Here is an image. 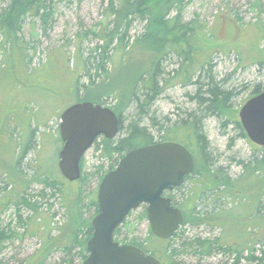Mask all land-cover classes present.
<instances>
[{
	"label": "trees",
	"instance_id": "1",
	"mask_svg": "<svg viewBox=\"0 0 264 264\" xmlns=\"http://www.w3.org/2000/svg\"><path fill=\"white\" fill-rule=\"evenodd\" d=\"M1 1L5 2L6 6L0 10V52L4 57L3 65L0 67V80L2 82L6 79H13V77L18 80V76H21L18 71L19 65L25 68L27 74L22 75H27L28 79V76H34L30 69L32 59L27 54L29 44L21 42L19 34L29 19L33 25L38 21L45 31L51 28L57 10V0ZM190 2L191 0H109L106 8L107 25L99 33L93 32L95 37L102 41V45L95 47L90 57L85 60L82 57L81 46H78L77 59L83 61L80 66L81 71L89 78V83L86 84L81 82V74L77 75L79 78L74 83L73 91H71L72 89L68 90L69 97L76 94L78 102L89 100L94 103L92 98L96 94H93V90L97 87L95 77L102 78L103 75L107 77L106 64L111 60L109 53L113 51L112 47L115 42H119L117 47L119 50L122 49L126 52L128 45L129 49L150 48L153 50L154 56L149 69L143 72L134 91L128 97L126 105L124 107L121 105L109 106L119 116V133L112 140L100 137L95 143L96 145L101 138L106 143L103 156L109 161V166L106 168L104 164L100 165L94 173L89 174L85 171L84 159L82 161V177L78 181L80 187L76 192L74 214L71 215L72 228L70 231L68 228H64L66 225L57 228L60 234L66 232V241L63 243L60 241L57 246H52L56 242V239L49 237L53 230V222L44 216L43 225L38 224L39 229L35 232L42 236L45 235L47 240L49 238L42 252L44 253L49 246L54 247L51 252L61 251L63 258L60 264H82L87 258V242L93 234L92 220L98 214V187L105 175L114 170L128 152L161 142H176L184 145L193 153L196 160L193 174L186 178L181 187L166 194L172 199L173 205L183 212L184 225L169 240L156 237L151 230H149L147 238L129 240L128 237H125L121 239L123 229L130 225L128 218L134 212L141 210L138 219L148 220L147 207L143 205L130 213L125 223L115 233L116 240L121 244L140 248L146 254L157 258L162 264H191L184 259L194 257L203 260L218 254L226 257L228 261L231 260L232 264H243V262L245 264H264V251L260 256H256L254 247L258 244L257 241L249 244L247 249H239L225 241L226 232L223 230L222 237L197 235L191 238L186 236L184 230L185 227L197 229L206 226L208 228L220 227L221 229L228 227L230 231L227 232H232L235 228V226L229 225L225 228L226 225L219 222L221 217H237L239 198L233 192L235 182L229 173L230 167L219 164L221 156L216 154L214 145L208 138L207 122L210 120L219 122L223 134H227L230 126L233 127L235 136L230 137L227 134L229 149L234 146L237 139L250 141L241 121L233 120L226 114L233 109L236 99L249 87L245 86L239 89L234 85L232 80H234L236 71L223 77L218 74L217 65L214 63L215 55L226 53L225 46L214 47L219 38V29L210 28L206 22H200L198 18L185 21L184 12ZM137 20L146 23V25L144 32L131 43L130 30ZM231 22L240 29L247 27L240 19ZM255 29H257V40L253 43H255L254 47L259 55L257 58L251 57L256 59L255 64H258L260 69H264V48L261 47V42L264 41V25L256 26ZM156 33L162 35L161 50L152 48ZM243 53L240 51L235 53L240 62L244 61ZM18 57L20 60L17 59ZM166 60H170L167 65L164 64ZM92 66L96 70L94 75L91 74ZM169 66L174 67L170 69ZM19 80L22 82V79L19 78ZM253 85L250 98L264 91V83ZM175 86L187 89L185 106H182L181 109L176 107L175 116L177 119L170 116L162 118L158 115L157 103L161 101L165 92ZM98 101L97 104L107 106V98H100ZM186 105L188 106L186 107ZM35 133L36 131L30 132L31 136L24 153L16 156L15 167L20 177L26 175L29 178H34L29 179L30 182L39 183L42 186L41 191L29 197H18V195L13 197V191L0 194L2 202H6L7 205L1 214L11 208L16 209V227H23L27 224V220L22 216L23 210L32 211L33 216L37 220H41L42 206L39 200L42 199L48 203L50 199H54L58 193H62L65 181H67L62 175L57 176L55 172L52 175L48 174L49 171L39 172L33 166V162L26 161L25 158L30 151H35L37 144L41 147L40 143L43 141L41 139L38 143L34 136ZM58 142L62 147L61 138ZM254 147L255 153L248 159V163H245L244 160L237 161L235 158H231V161L228 162L230 165L242 166L244 172L247 171V173L250 170H256L259 174L258 178L262 179L264 177V148L256 144ZM24 161L29 167V170L24 168L27 173L21 168ZM55 169L53 170L55 171ZM2 178H4L2 181L5 184V187L2 188L4 191L7 189L6 186L13 183L8 176L4 175ZM93 178L98 179V187L88 194L86 188ZM259 188L257 195L251 196L250 202H247L249 206L245 205L249 219L254 215H264V181ZM255 197L256 207L252 204ZM92 211L93 214L89 217ZM1 220L0 216V247L16 235L14 229L16 227H13L15 225L9 223L5 229L1 225ZM214 220L219 221L214 222ZM68 225L70 226V224ZM45 229L48 231L42 233ZM253 230L255 229L248 227L238 236L250 235L252 239L255 235ZM247 239L249 240V238ZM246 250L249 252L244 257ZM77 259H80L79 263H75Z\"/></svg>",
	"mask_w": 264,
	"mask_h": 264
},
{
	"label": "rangeland",
	"instance_id": "2",
	"mask_svg": "<svg viewBox=\"0 0 264 264\" xmlns=\"http://www.w3.org/2000/svg\"><path fill=\"white\" fill-rule=\"evenodd\" d=\"M108 4L109 0H57L54 24L51 28L45 31L38 21L33 25L30 19L24 25L19 36L21 42L29 44L27 54L32 59L30 69L34 76H28L27 79V75H22L27 74L25 68L19 65L18 71L21 76L18 77L22 79V82L16 77L2 82L0 80V190L5 187L2 181L4 175L8 176L13 183L6 186L7 189L2 190L0 194L13 191V197L15 195L29 197L41 191L42 186L39 183L30 182L29 179L34 178H29L26 175L20 177L15 167L16 156L24 153L31 136L30 132L33 131H36L34 136L38 143L41 139L43 141L40 143L41 147L37 144L35 151H30L25 158L26 161L33 162V166L39 172L49 171L50 175L55 172L59 177L62 175L58 166L59 153L62 149L58 144L61 115L68 107L79 101L76 94L69 97L68 90L72 89L71 91H73L79 74H81L82 83H89V78L80 68L83 61L77 59L78 46H81L82 57L85 60L90 57L95 47L102 45V41L95 37L93 32L99 33L107 25L106 8ZM4 6L6 3L0 0V10ZM193 18H198L200 22H206L210 28L219 29V38L214 47L223 45L226 53L215 55L214 63L217 65L218 74L223 77L236 71L234 80H232L234 85L239 89L245 86L249 87L236 99L233 109L226 113L231 119L240 120V110L249 100L253 84L264 83V69H260L259 65L255 64V58L259 53L253 43L257 40L256 26L264 25V0H191L184 12V19L189 21ZM239 19L244 25H247L246 28L240 29L231 22ZM145 25L146 23L138 20L133 23L130 30L131 43L144 32ZM161 37V34H155L152 48L162 49ZM118 44V41L115 42L112 47L113 51L109 53L111 60L106 64L107 77L105 75L102 78L95 77L97 87L93 90V94L95 93L96 96L92 98L95 104L99 102L100 98H107V106L121 105L124 107L139 78L151 65L154 53L150 48L129 49L128 45L125 52V50L117 49ZM261 47L264 48V41L261 42ZM236 51L244 52V61L238 60ZM251 56H255V58ZM17 59L20 60L19 57ZM3 60V53L0 52V67L3 65ZM169 62L170 60H166L164 64L167 65ZM173 67L169 66L170 69ZM73 69L74 72H72ZM91 69V74L94 75L96 70L93 66ZM186 91L187 89L175 86L165 92L161 101L157 103L158 115L162 118L170 116L177 119L175 116L176 107L181 109L182 106H185ZM206 130L216 154L221 156L219 164L230 167L229 173L235 182L233 192L239 198L237 217H221L220 221L214 220V222H223L226 225L225 228L228 225L235 226V228L233 227L232 232H227L228 227L226 229L206 226L197 229L185 227L186 236L189 238L197 235L222 237L223 230L226 232L225 241L239 249H247L249 244L257 241L258 244L254 249L256 256H260L264 251V215H254L249 219L247 218L248 211L245 208L249 206L247 202H250L251 196L254 197L259 192V186L264 181V177L259 179L256 170H250L247 173V171L244 172L242 166L230 165L228 162L231 161V158H235L237 161L244 160L245 163H248V159L255 153V144L245 139H237L234 146L229 149V136H235L233 127L230 126V132H226L229 136L223 134L222 126L216 120L207 122ZM105 145L106 143L101 138L85 155V171L87 173H94L97 167L103 164L106 168L109 166V161L103 156ZM21 168L29 170L27 162L24 161ZM87 186L86 193L89 194L97 189L98 179L93 178ZM79 187L78 181H65L62 193H58L54 199H50L48 203L45 200H39L42 206L41 220H37L32 211L23 210L22 216L27 220V224L23 227H16V209L11 208L1 214L7 205L6 202H2L3 199L0 197L2 227L6 229L9 223L16 227L14 228L16 235L13 239L3 243L0 247L1 264H60L63 254L61 251L51 252V250L54 248L52 246H57L60 241L63 243L67 239L66 232L60 234L57 228L65 225L64 228H68V231L72 228L71 215L74 214L76 192ZM252 204L256 207V197ZM140 212L141 210H138L128 218L130 225L123 229L121 239L128 237L129 240H132L133 238L148 237L150 225L148 220L138 219ZM92 214L93 211L89 217ZM44 216L53 222V230L49 237L56 239V242L43 253L45 243L49 238L47 240L45 235L42 236L35 231L39 229L38 224L43 225L45 222L43 221ZM248 227L255 229L252 239L250 235L239 237V233ZM44 231H48V229L43 230L42 233ZM248 252L246 250L244 257L248 255ZM184 260L191 264H232L231 260L228 261L221 254L203 260L194 257H186ZM79 262L80 259L75 261V263Z\"/></svg>",
	"mask_w": 264,
	"mask_h": 264
},
{
	"label": "water",
	"instance_id": "3",
	"mask_svg": "<svg viewBox=\"0 0 264 264\" xmlns=\"http://www.w3.org/2000/svg\"><path fill=\"white\" fill-rule=\"evenodd\" d=\"M239 117L250 141L264 148V91L242 106ZM118 133L119 116L109 106L86 101L68 107L60 124L62 176L69 182L79 181L87 152L100 137L112 140ZM195 166L193 153L176 142L146 145L124 155L98 187V214L92 220L93 234L82 264H162L136 246L121 244L115 233L130 213L145 205L151 232L160 239H172L185 217L166 194L181 187Z\"/></svg>",
	"mask_w": 264,
	"mask_h": 264
}]
</instances>
